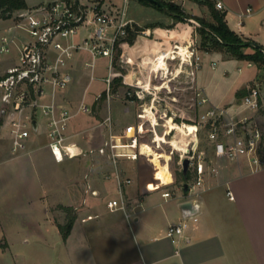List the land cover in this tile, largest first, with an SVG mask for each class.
Returning <instances> with one entry per match:
<instances>
[{
  "label": "crops",
  "instance_id": "obj_1",
  "mask_svg": "<svg viewBox=\"0 0 264 264\" xmlns=\"http://www.w3.org/2000/svg\"><path fill=\"white\" fill-rule=\"evenodd\" d=\"M25 1L28 7L35 5ZM172 1L189 14L209 20L206 5L196 0ZM221 1L225 5L223 12L230 29L243 39L264 47V0ZM246 8L252 9L248 15ZM160 12L149 15V26L143 31L147 35L144 40L149 41V55H153L155 49L167 52L178 45H191L189 38L193 28L188 25L189 21H177L165 11ZM126 16L140 25L139 20L128 16L127 12ZM0 20L6 22L5 26H0L1 34L10 21ZM83 34L85 32L81 30L76 39ZM182 37L188 42L181 44ZM136 39L138 43L140 35ZM124 43L120 45L123 47ZM242 50L252 51L249 47ZM198 54L201 61L210 62L211 76L207 79L201 73V62L192 76L186 63L182 65L183 72L175 76L174 71L181 65V59H169L172 76L167 81L164 77L162 79V83L166 82L162 89L168 97L163 98L164 101L169 103V100L176 99L175 90L171 87L178 84L174 81L181 82L179 78L183 73L195 89L193 104L199 115L210 105L234 107L237 91L264 80V77L260 78L258 68L257 72H246L256 66L255 63L237 59L227 51L198 50ZM98 58L93 68L86 67L85 63L92 60L90 54L84 50L76 52L70 60L73 81L58 94V100L65 103L72 114L67 129L68 145L74 147V153L96 157V163L86 160L76 164L80 154L65 156L62 162H56L48 145L44 116L38 119V128L31 133L26 148L19 153H12L9 136L0 132V140H3L0 143V264H28L27 253L21 249L25 247H34L35 256L53 257L55 264H264V166L254 170L246 157L229 160L210 156L204 184L196 200L199 203L198 220L191 222L185 230L187 239L180 244L172 243L166 236V230L169 224L180 221L182 217L183 189L156 188L155 183L140 180L134 163L137 159L122 157L114 164L107 154L98 152L110 136L130 141L137 135L138 125L142 124L133 123L134 115L128 116L132 114L130 108L134 100H126L128 103L124 104V95L120 94L126 88L124 84L120 85L122 90L119 92L107 94V107L98 114L92 113L94 104L104 93L90 96V103H87ZM218 59L222 61L220 69H217ZM212 62H215L214 67ZM171 63L174 64L172 68ZM152 64L153 61L149 60V74L150 71L153 73ZM106 68L105 83L109 71L115 69L114 61L110 65L108 59ZM150 85L157 89L149 79ZM176 88L179 89L178 86ZM197 92L209 101L198 104L200 97ZM157 93L150 91L152 103H155L153 99L158 97ZM105 97L106 93L103 99ZM82 105L88 109L82 111ZM168 120L165 118L161 124L164 135ZM122 122L127 124L119 128ZM171 123L172 127L177 124ZM123 162L129 163L125 166ZM10 163L15 168L13 171L5 169ZM78 167L81 170L78 171ZM95 169L98 172L92 174ZM116 174L122 181L121 188ZM153 178L158 180L155 176ZM125 179H130V182H123ZM10 182H18L21 186L15 190L9 185L4 186ZM158 182V185H164L160 180ZM170 183L172 181L165 185ZM228 190L233 198L229 197ZM159 191L160 195L157 194ZM165 191H169L171 196L163 197ZM121 197L125 200V209L111 210L107 206L108 200ZM69 221L64 235L61 226ZM177 248L179 253L175 252Z\"/></svg>",
  "mask_w": 264,
  "mask_h": 264
},
{
  "label": "built area",
  "instance_id": "obj_2",
  "mask_svg": "<svg viewBox=\"0 0 264 264\" xmlns=\"http://www.w3.org/2000/svg\"><path fill=\"white\" fill-rule=\"evenodd\" d=\"M123 1L124 4L127 2ZM211 1L216 9L224 11L225 5L221 0ZM111 4L105 8L100 1L54 0L14 10L7 19L10 24L0 34V132L9 136L12 153H19L26 148L31 133L38 128V113L46 119L48 145L56 162H62L65 156L74 157L82 153L72 152V147L67 143V129L72 114L68 106L58 100V94L73 81L70 60L76 52L84 50L90 54L92 60L85 63L86 67L93 68L98 57H107L111 65L117 43L127 35V28L133 27V21L126 16L125 6L121 9L112 8ZM251 11V8H246L247 15ZM81 30L85 34L76 39ZM187 48L189 56L185 63L190 67L189 74L193 75L200 67L201 56L195 47L188 45ZM212 66H215V62H212ZM116 74L121 75L123 84L128 88H137L134 93L139 99L144 98L137 84L127 82L124 74L112 70L105 79L107 94L111 91V79ZM263 83L264 80L248 86V91L232 108L210 105L199 115L198 122L194 123V136L179 142L183 146L182 150H178L180 169H183V160L189 159L187 173L191 176V180L187 181L185 201H192L199 206L196 200L210 161L206 150L199 145L198 132L201 128L207 129L214 156L229 160L246 157L254 170L264 166V131L255 118L256 112L264 111ZM128 88L126 94L133 96ZM196 95L200 97V92ZM208 101L206 96L197 100L198 104ZM150 107L152 111L154 105ZM87 109V106H81L82 111ZM141 115L138 114L143 118ZM149 121V131L154 134L152 143L155 144L149 146L158 148L160 143L155 141L157 126L151 118ZM137 132H144L143 123L138 125ZM143 144L147 143L140 142L138 135L130 141L110 136L98 148V152L107 154L116 164L119 158L136 160L140 154H146L142 152ZM116 178L121 188L120 176L116 174ZM123 182L129 183L130 179ZM227 193L233 198L230 190ZM162 196L170 197L171 193L165 191ZM107 206L111 210L125 209V200L123 197L110 199ZM197 212H183L180 221L169 224L166 236L172 243L180 244L183 239H187L185 230L191 222L198 220ZM179 251V248L175 250L176 253Z\"/></svg>",
  "mask_w": 264,
  "mask_h": 264
},
{
  "label": "rangeland",
  "instance_id": "obj_3",
  "mask_svg": "<svg viewBox=\"0 0 264 264\" xmlns=\"http://www.w3.org/2000/svg\"><path fill=\"white\" fill-rule=\"evenodd\" d=\"M29 4L33 5H37L36 3H47L50 1H54V0H27ZM85 1V0H83ZM87 2L91 3V2H96V1H104L103 2V6L109 7V1L110 0H86ZM113 3V4H111ZM111 6L112 8H122L123 6H125L126 12L128 16H132L136 19L139 20V24L134 23L133 22V27L131 28V34H129L128 36H126V41H124V46L122 47L121 45L118 46L115 50V54L113 56V61H114V65H115V69H113V72L116 73H120V74H129L128 78L130 81H132L133 83H138L142 88H139V92L141 94L144 95L143 99H139L136 94L134 93V90H137L136 87H130L128 88L126 86V88H123V93H120L121 95H124V97L122 98V100H124V104H127L128 101L130 99L134 100L133 103H131V111L132 114L129 113L128 116L130 115H134V122L137 125L139 123H143L144 126V132L140 135H138V139L140 142L143 143H147V144H151V145H155L154 143H152V139L154 137V134L149 131V127H150V121L149 118H151L149 115L147 117L144 118H140L138 116V114H144L145 113V109L146 108H150L151 110V105H154L152 111H153V115L156 116L159 126H157V132L162 134L163 133V126L161 125L164 121L165 118L167 116V118H169L170 123L172 122V119L174 121V123H178L176 125L179 124H183V123H190L191 125L194 126V131H195V122H198L199 120V113L197 111H195L194 106L195 104H193V93H194V87L191 86L190 83V79L188 77H186V75L183 73V75H180V80L181 82L179 83L178 81H174V83H178L176 84L175 87H171L172 90H175L174 93L176 96V99H174V101L170 102L171 100H169V103H167L166 101H164L163 98H168L166 92L164 91V89H154L153 86H149V79L152 81V84L157 85V86H161L162 83V79L163 76L161 71H156L153 68H151V70L153 71V73L150 71L149 74V60L153 58V64L152 65H163L166 62V57L171 59L170 55L168 56V51H159V50H154L153 51V55H149V41L148 40H144V36H147L145 33H143V31L146 30V28L149 26V15H154V14H160V10L155 7L152 3H149L148 1L145 0H127V2L124 4L123 0H112L111 1ZM150 4V5H149ZM150 6V7H149ZM185 13H187L188 11L186 9L183 10ZM116 12V11H115ZM189 14V12L187 13ZM207 18H209V20H212V16L210 11L208 10V14H207ZM188 22V21H187ZM5 26L6 22L4 20H0V26ZM188 25L191 26L192 29V36H190V44L191 47H195L198 50H205V47L201 44V38L200 35L197 34V31H195V28H197L198 24L197 22H192L189 21ZM188 28V27H187ZM197 30V29H196ZM135 35V36H133ZM137 35H140L141 40L138 41V43L136 42L137 39ZM134 37L132 43L129 42V39ZM144 40V41H142ZM188 41L186 40L185 37H182V41L181 44L187 43ZM177 47H181V45L175 46V48ZM252 51L253 48L251 46H248ZM245 47V48H248ZM124 48V49H123ZM120 50V52H119ZM170 50V49H169ZM126 51V52H125ZM211 51V50H210ZM218 51H222L224 52L225 49L223 50H218ZM251 51V52H252ZM124 52V54H123ZM168 59V60H169ZM176 59V58H175ZM180 59V58H179ZM236 60V59H235ZM98 64L96 66V70H95V79L92 80L91 82V86L88 89V97H87V103H90V96L96 95L98 92H105L106 93V83L104 82V77L107 75V62H108V58L106 57H99L97 60ZM168 64V63H167ZM244 64V63H243ZM174 64H170V67H174ZM233 65V64H232ZM222 66V61L221 59L217 60V69H220ZM169 67V66H168ZM201 67H202V74L204 76L207 77V79L211 76V74L213 73V70H211V64L210 62H207L205 60L201 61ZM257 68L259 69V76L260 78L264 77V66H260L254 65V67L247 69L246 72H257ZM216 69V70H217ZM215 70V71H216ZM128 71H130L128 73ZM134 72V74H133ZM156 74H155V73ZM172 72V71H171ZM169 74V77L172 76V74ZM121 76V75H119ZM134 76V77H133ZM192 76V75H191ZM116 77H112L111 79V84H113V79ZM122 78V77H121ZM168 78H166L167 80ZM86 80H89L88 77ZM186 80L188 82H186ZM186 82V83H184ZM173 83V82H172ZM143 85V86H142ZM185 86L184 88L181 86ZM253 85L250 84L249 86ZM178 86L179 89H177L176 87ZM121 86H117L116 89H113L111 87V91L110 94L119 92V89L122 90V88H120ZM164 87H166V83L164 85ZM130 90L133 94V96L131 95H127L126 91ZM156 88V87H155ZM174 88V89H173ZM169 90V89H168ZM158 92V97L155 100V103L152 104L151 102V98L152 95L149 94V92ZM246 92L248 91V87L245 90ZM241 99V97H237L236 102H239ZM128 100V101H126ZM107 93H106V97L103 99V97L99 98L96 103L93 106V110L92 113H96L98 114L100 112L101 109H103L104 107H107ZM113 108H114V104H113ZM114 112V109H113ZM115 113V112H114ZM165 113V114H164ZM164 114L165 118H162ZM41 114L38 113L37 118L41 119ZM168 116H173L172 118L168 117ZM255 118L257 119V121L261 124L263 131H264V111H258L255 113ZM127 124V122L125 123H120L119 124V128L124 127ZM186 125V124H185ZM172 126V123H171ZM181 126H178L177 128H179ZM161 128V129H160ZM133 129H135V127L133 126ZM176 131H173L172 133H170L169 135H166V139L169 141L171 140L173 137H176ZM47 138V137H46ZM180 139V138H179ZM3 140H0V143ZM42 141V140H41ZM198 141H199V145L201 148L205 149L207 152L208 157L210 158V156L213 155L212 150H211V145L210 142L208 141L207 138V129L206 128H201L198 132ZM8 142V141H7ZM44 142V141H43ZM42 142V143H43ZM38 143H40V140L38 141ZM154 150H156L159 153H162L163 155L168 156L169 158L164 159L161 158V162L163 164H166L168 166V169L170 170V173L172 174L173 180L172 183H170V185H158L159 182L158 180H155L154 177V173L156 170V165L154 166V164L152 163V161L150 160V156L148 157V154L146 153L145 155L142 154L141 156H139V158L134 161V163L136 164V170H137V174L140 177V180L143 182H149V183H155L156 188H159V186L162 187H169L170 190H178V188L180 189L181 186H183V184L187 181L191 180V176L189 175V179L186 181L182 180L181 174H180V164H179V152L178 150H174L172 147V145H170L169 142H162L160 143V146L157 148L155 146H152ZM82 154V153H81ZM80 154V155H81ZM147 155V156H146ZM80 158L76 161V164H81L82 162H85L86 160L92 161L93 163H96V157L89 155V156H79ZM208 158V159H209ZM126 161V160H125ZM54 163V161H53ZM129 163V162H128ZM127 162H123V165H127ZM54 166H56V164H53ZM155 167V168H154ZM9 168V170L13 171L12 169H15L12 166V163H10L8 165V167H6L5 169ZM54 168V167H53ZM17 169V168H16ZM81 170L80 167H78V171ZM126 171V170H125ZM98 172V170H92V174H96ZM127 173V172H125ZM10 186V188L14 189L15 188H19L21 186V184L19 185L18 182L14 183V182H10L5 183L4 186ZM28 185V184H26ZM45 185H47L45 183ZM158 185V186H157ZM24 186V185H23ZM22 186V187H23ZM182 190V189H181ZM159 191L157 194L160 195ZM0 219H2V216L0 215ZM70 225V221L67 223V225L65 224V227L67 228V226ZM23 251H25L27 254V259H28V264H55L54 262V258L49 256V255H38L35 256L34 252H35V248L34 247H25V248H21ZM36 257V258H35ZM35 258V259H34ZM22 263V261L20 262ZM17 264H19V262H17Z\"/></svg>",
  "mask_w": 264,
  "mask_h": 264
},
{
  "label": "trees",
  "instance_id": "obj_4",
  "mask_svg": "<svg viewBox=\"0 0 264 264\" xmlns=\"http://www.w3.org/2000/svg\"><path fill=\"white\" fill-rule=\"evenodd\" d=\"M148 1V0H145ZM158 4L152 3L158 9L165 11L170 14L177 21H190L194 20L197 22V33L200 35L201 44L205 47L206 51L210 50H224L227 51L232 56L240 60L251 61L257 65L264 66V47L257 44L251 40H245L240 37L235 31L230 29L226 20L225 14L223 11L216 9L214 2L211 0H196L201 4H204L208 7L212 20H206L203 17L187 14L183 9L172 0H157ZM28 5L25 0H0V19H8L14 10L25 9ZM131 34V28H127V35ZM125 36V37H126ZM135 36V35H133ZM121 39L117 43L116 48L120 44L126 41V38ZM129 39V42L132 43L134 37ZM251 46L253 48L252 52H244L242 49L244 47ZM120 52V50H119ZM121 76L115 78V84H111L113 89H116L117 86L122 85ZM246 93L245 89H241L236 92L237 97H242ZM105 95V92L101 94V97ZM178 124V123H177ZM194 136V135H193ZM183 181L189 179V173L186 175L180 171ZM63 234H66L67 228L61 226Z\"/></svg>",
  "mask_w": 264,
  "mask_h": 264
},
{
  "label": "bare ground",
  "instance_id": "obj_5",
  "mask_svg": "<svg viewBox=\"0 0 264 264\" xmlns=\"http://www.w3.org/2000/svg\"><path fill=\"white\" fill-rule=\"evenodd\" d=\"M170 55L171 59L172 58H180L181 59V65L178 66L177 70L174 71L175 76H178L181 72H183L182 70V65L187 61L188 56H189V51L188 48L185 45H181V47H177L175 49H170L168 50V56ZM168 59L166 57V62L168 63ZM150 61H153V58L150 59ZM161 64V65H152V68L156 71H161L163 76L165 79L169 78V74H170V69L168 67V64ZM129 74L125 75V80L129 83L132 84H137V86H139L140 88H142L138 83H133L132 81L129 80L128 78ZM174 79V78H173ZM167 81V80H166ZM166 82H164L161 86H156L157 89H161L164 87ZM143 86V85H142ZM145 113L141 115V117H147L148 115L151 117L153 124L155 126H158V120L156 118V116L153 115V112L150 110V108H146ZM170 118H172L171 116H168ZM148 118V117H147ZM167 118V116H166ZM173 121V119H172ZM186 124V125H185ZM178 126H181L179 128H177ZM160 127V126H159ZM161 129V128H160ZM164 129V128H163ZM165 129L166 131L165 134H169L172 133L173 131H176V137H173L171 139V142H169L167 139H165V135L164 134H160L158 132H156L155 134V141H158L159 143L162 142H169L170 145H172V147H174V150H182L183 146L179 143L181 140H184L190 136H193L194 133V126L191 125L190 123H183V124H179V125H173V127L171 126L170 120H168L165 124ZM180 138V139H179ZM72 152H74V147L71 148ZM142 152L143 153H147L150 156V160L152 162H154V164L156 165V170L154 173V176L156 179L160 180L162 184H167L169 182H171L173 180L172 174L170 173V170L168 169V166L166 164H163L161 162V158L166 157L165 159L169 158L166 155H163L162 153L160 154L159 152H156V150H154L153 148H151V146H149V144H143L142 145Z\"/></svg>",
  "mask_w": 264,
  "mask_h": 264
},
{
  "label": "water",
  "instance_id": "obj_6",
  "mask_svg": "<svg viewBox=\"0 0 264 264\" xmlns=\"http://www.w3.org/2000/svg\"><path fill=\"white\" fill-rule=\"evenodd\" d=\"M152 3H155V4H158V1L157 0H148ZM182 166H183V169H182V172L184 175L187 174V170H188V166H189V159H184L183 162H182ZM187 187H188V184L187 182H185L183 184V191L186 192L187 191ZM198 204H194L192 201H184L182 202L181 204V210L182 212H188L189 214H193L195 212L198 211Z\"/></svg>",
  "mask_w": 264,
  "mask_h": 264
},
{
  "label": "snow or ice",
  "instance_id": "obj_7",
  "mask_svg": "<svg viewBox=\"0 0 264 264\" xmlns=\"http://www.w3.org/2000/svg\"><path fill=\"white\" fill-rule=\"evenodd\" d=\"M58 158H59V155H58Z\"/></svg>",
  "mask_w": 264,
  "mask_h": 264
}]
</instances>
